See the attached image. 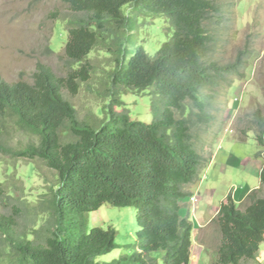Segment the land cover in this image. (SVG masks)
Masks as SVG:
<instances>
[{
    "label": "trees",
    "instance_id": "trees-1",
    "mask_svg": "<svg viewBox=\"0 0 264 264\" xmlns=\"http://www.w3.org/2000/svg\"><path fill=\"white\" fill-rule=\"evenodd\" d=\"M61 1L77 17L68 25L65 57L82 63L95 47L106 45L117 56L110 79L115 90L98 109L105 119L93 125L79 121L63 96V90L75 96L89 79L87 63L64 77L38 63L32 83L8 84L0 77V118H14L38 140L11 155L40 160L56 173L40 207L51 222L41 242L15 236L17 212L0 214V238L7 243L0 245V264H158L151 254L159 251L163 264H190L193 228L181 216V201L191 197L186 187L199 180L212 158L197 149L195 126L186 114L191 107L197 110L196 125L214 126L206 111L210 96L202 91L223 71L205 59L212 42L204 23L217 7L210 0ZM144 17L173 29L153 54L134 33ZM120 89L159 98L150 123L131 120ZM256 115V140L264 148V115ZM256 156L264 161V151ZM259 184L264 187V164ZM257 191L246 196L250 203L243 211L231 194L220 204L221 240L212 264H243L256 256L264 241V196ZM104 204L134 208L139 227V251L109 263L100 258L116 248L115 230L93 227L83 233L86 215ZM4 247L9 250L3 255Z\"/></svg>",
    "mask_w": 264,
    "mask_h": 264
},
{
    "label": "rangeland",
    "instance_id": "rangeland-1",
    "mask_svg": "<svg viewBox=\"0 0 264 264\" xmlns=\"http://www.w3.org/2000/svg\"><path fill=\"white\" fill-rule=\"evenodd\" d=\"M210 1L217 10L204 23L212 42L205 59L223 71L216 76L214 86L202 91V94L210 96L206 111L214 126L204 128L203 124L196 125L197 110L191 108L189 102L185 104L190 107L186 117L191 124L194 123L192 131L197 149L203 157L211 155L212 158L199 174V187L195 188L196 204L190 201V197L188 201H181V216L189 218L193 232L198 231L199 222L208 217L207 209L210 207L216 212L229 194L242 211L250 203L246 196L258 185L256 196H264V187L259 184V171L264 161L256 156L264 151L256 140L259 134L256 113L264 115V0ZM76 19L61 0H0V77L8 84L18 81L32 83L38 63L49 67L57 77H64L71 69L87 63L89 79L80 84L75 96L66 90H63V96L75 108L79 121L98 125L105 119L98 114V109L107 103V96L115 90L110 79L117 56L106 45L100 44L84 62L68 61L64 53L67 29ZM151 20L142 18L134 33L153 54L172 36L173 29L157 19ZM119 92L131 120L152 121L158 110L159 98L153 99L148 91L136 94L120 89ZM65 133H62V138L67 136ZM37 142V137L16 126L14 118H0V148L9 151V154L0 151V214L7 216L17 212L15 236L26 235L41 242L51 222L49 214L43 213L40 207L56 183V173L40 160L11 155V152L24 150ZM195 206L198 213H195ZM194 214L195 217L192 216ZM216 215L204 227L203 235L195 239L192 235L193 264L195 245L200 247L202 244L204 251V257L200 259L198 256L196 264L199 261L200 264H212L210 261L216 258L221 240ZM93 227L115 230L116 248L100 258V262L109 263L139 251L135 250L139 242L136 235L139 227L134 208L104 204L86 215L83 233H88ZM0 245H7L3 238H0ZM8 250L4 247L2 254ZM259 250L262 256L264 243ZM151 256L158 264H163L161 251ZM258 262L264 264V259H258Z\"/></svg>",
    "mask_w": 264,
    "mask_h": 264
},
{
    "label": "crops",
    "instance_id": "crops-1",
    "mask_svg": "<svg viewBox=\"0 0 264 264\" xmlns=\"http://www.w3.org/2000/svg\"><path fill=\"white\" fill-rule=\"evenodd\" d=\"M257 167L259 168V163L257 162ZM255 169V168H254ZM258 170V169H257ZM261 171V170H260ZM260 171H259V173H260ZM198 183L196 182V184L194 183V184H191V185H189V187H188V191L190 192V196L191 197H195V193L197 192L196 191V189H197V187H199L198 185H197ZM196 188V189H195ZM259 188V185L255 188V189H253V190H257ZM195 190V191H194ZM252 190V191H253ZM190 197V198H191ZM233 198V197H232ZM195 199H196V197H195ZM184 200H187L188 201V198L187 199H184ZM234 200V199H233ZM183 201V200H182ZM244 202H245V199L243 200ZM235 202V201H234ZM236 203V202H235ZM195 204H196V201H195ZM181 205H182V202H181ZM188 206H189V208H190V204H187ZM220 206V205H219ZM219 208V207H218ZM218 208H217V211L216 212H214V210L212 209V208H208L207 209V214H209L208 215V217L205 219V221L204 222H199V226H200V228H199V230L198 231H194L193 232V230H192V235L194 234L195 235V237H194V239L196 238V237H198V236H201V235H203L205 232H203V229H204V227L212 220V218H213V216H214V214L216 213L217 214V212H218ZM197 212V209H196V206H195V213ZM199 212V211H198ZM197 212V213H198ZM194 213V212H193ZM214 213V214H213ZM193 217H195V214L194 215H192ZM192 217V218H193ZM195 219V218H194ZM190 221V220H189ZM191 223V222H190ZM192 224V223H191ZM192 228H193V225H192ZM263 243H264V241H263ZM262 243V244H263ZM200 247H198V246H196L195 245V248H193L194 250V254L196 253V255H194V259H195V262H194V264H196V261H198L199 259H198V256H199V258L201 259V256H202V252H204L203 251V245L201 244V245H199ZM198 248V249H197ZM201 248V249H200ZM259 248H260V246H259ZM191 249H192V247H191ZM192 253V252H191ZM199 254V255H198ZM204 257V255L202 256V258ZM258 259H260V260H262V259H264V253L262 254V256H260V250L258 249V252L256 253V256L254 257V259H251V260H248V261H250L249 263H247V261H244L243 262V264H251V262H252V264H257V261H258ZM191 260H192V256H191ZM191 260H190V263L191 264H193V262H191ZM215 261V259H213L212 261H210L211 263H213ZM259 264H260V262H258ZM199 264H200V261H199Z\"/></svg>",
    "mask_w": 264,
    "mask_h": 264
},
{
    "label": "built area",
    "instance_id": "built-area-1",
    "mask_svg": "<svg viewBox=\"0 0 264 264\" xmlns=\"http://www.w3.org/2000/svg\"><path fill=\"white\" fill-rule=\"evenodd\" d=\"M190 201H191L192 203H195V201H196L195 197H194V196L191 197V198H190Z\"/></svg>",
    "mask_w": 264,
    "mask_h": 264
}]
</instances>
